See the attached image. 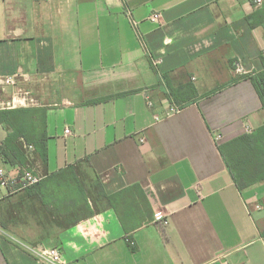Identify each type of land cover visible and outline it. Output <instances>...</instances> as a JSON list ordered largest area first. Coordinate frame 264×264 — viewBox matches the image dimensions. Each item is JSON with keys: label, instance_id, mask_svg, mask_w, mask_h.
I'll return each instance as SVG.
<instances>
[{"label": "crops", "instance_id": "1", "mask_svg": "<svg viewBox=\"0 0 264 264\" xmlns=\"http://www.w3.org/2000/svg\"><path fill=\"white\" fill-rule=\"evenodd\" d=\"M259 76L264 0H0V110L48 109V165H30L89 159L112 197L41 243L4 231L0 264H39L25 246L70 264H264V182L240 192L218 149L264 125Z\"/></svg>", "mask_w": 264, "mask_h": 264}, {"label": "trees", "instance_id": "2", "mask_svg": "<svg viewBox=\"0 0 264 264\" xmlns=\"http://www.w3.org/2000/svg\"><path fill=\"white\" fill-rule=\"evenodd\" d=\"M258 78L254 85L264 106V81L261 76ZM47 110H0V122L10 130L7 139L0 142V160L4 164L25 167L33 163L32 157L38 159L43 168L47 167ZM34 115H38V124L32 123ZM25 144L33 146L34 150L28 151ZM218 149L240 192L264 182V125L251 134L219 144ZM86 170L92 174V181L87 186L79 178V173L88 176ZM11 197L9 195L0 201L1 228L7 231L17 223L29 225L23 211L26 209L25 203L31 201L36 204L33 214L37 223H33L39 232L37 239L40 243L112 205V197L105 192L89 159L57 173H45L44 179L28 188L24 198L17 202H11ZM6 202L13 204L9 206L10 209L4 208Z\"/></svg>", "mask_w": 264, "mask_h": 264}, {"label": "built area", "instance_id": "3", "mask_svg": "<svg viewBox=\"0 0 264 264\" xmlns=\"http://www.w3.org/2000/svg\"><path fill=\"white\" fill-rule=\"evenodd\" d=\"M160 18H161L160 13H154L150 16L149 19L154 23H158L160 21ZM130 19L132 21V25L136 28L138 26V23L135 22L131 18V16ZM154 63L157 65L158 61H154ZM17 76L18 75L5 77L4 84L6 86L14 85ZM179 111L180 108L176 106H171L167 112V116L176 114ZM156 120H159V118L156 117ZM65 135L72 136L73 135L72 130L70 128L66 129ZM221 140H222V136L217 135L216 141L220 142ZM25 148L30 152L34 150L33 146L31 145L25 144ZM41 180L42 177L36 173V170L33 168V166L30 165V163L20 169L19 176L16 178H12L8 176L4 168L0 167V186L3 188H7L13 193L27 190L31 186L38 184ZM165 224H168V222H165ZM3 233L4 230L0 227V235H2ZM128 243L134 245V243L130 239H128ZM25 248L30 254H32L36 258L39 264H70L64 259L62 249L58 246L55 247L25 246Z\"/></svg>", "mask_w": 264, "mask_h": 264}, {"label": "rangeland", "instance_id": "4", "mask_svg": "<svg viewBox=\"0 0 264 264\" xmlns=\"http://www.w3.org/2000/svg\"><path fill=\"white\" fill-rule=\"evenodd\" d=\"M87 172V175L88 176H90V177H84L83 175H82V173L80 174L79 173V175H80V180L81 181H83L84 182V184L87 186L88 184H89V181H92L91 180V178H92V174L88 171V170H86ZM82 172V171H81ZM36 173H37V171H36ZM39 176H41L42 177V180L44 179V177H45V173H43V172H41L40 174L39 173H37ZM41 180V181H42ZM40 181V182H41ZM25 191L26 190H23V191H19V192H17V193H15V194H13L12 195V197H11V202H17V201H19V200H21V199H23L24 198V196H25ZM5 207V209H10L9 208V206L10 205H13L12 203H8V202H6V203H4L3 204ZM36 207V204H34V203H31V201H28L27 203H25V208L26 209H24V211H23V214H24V216H27V220H28V224L29 225H25V226H23V225H19L18 223H17V225L16 226H11V228H9L6 232H8L9 234H12V235H14V236H16V237H19L20 239L22 238H25V237H32V235L33 234H39V232H38V230H37V227H35V225H34V223L33 222H36L37 223V220H36V218H35V216H34V208ZM53 210V209H52ZM22 212L20 211L19 212V214H21ZM19 225V226H18ZM1 227V226H0ZM40 229V228H39ZM33 239V238H32Z\"/></svg>", "mask_w": 264, "mask_h": 264}]
</instances>
